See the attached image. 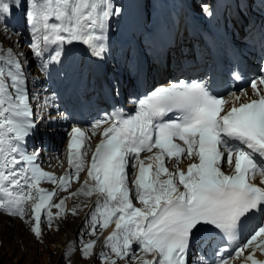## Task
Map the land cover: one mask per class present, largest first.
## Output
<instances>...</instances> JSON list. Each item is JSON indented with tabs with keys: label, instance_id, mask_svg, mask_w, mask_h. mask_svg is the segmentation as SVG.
<instances>
[{
	"label": "snow or ice",
	"instance_id": "1",
	"mask_svg": "<svg viewBox=\"0 0 264 264\" xmlns=\"http://www.w3.org/2000/svg\"><path fill=\"white\" fill-rule=\"evenodd\" d=\"M27 6L35 55H42L48 45L73 41L101 54L96 30L113 14L110 0H27ZM9 11V3L0 0V15ZM59 54L58 48L51 59L57 60ZM258 83L264 85V76L251 81L256 98L237 104L241 96L231 93L232 105L227 109L229 101L210 93L202 83L179 81L158 87L138 100L133 113L116 114L94 149L86 130L73 127L67 145L70 171L57 180L34 163L36 153L26 155L21 150L33 128L28 119L32 111L21 64L9 55L0 64V209L22 217L24 205L32 201V231L39 237L42 210L51 226L50 209H59L55 214L59 216L66 199L52 204L56 189L40 188V182L47 179L66 190L86 168L88 179L77 191L97 195L90 213L93 233L97 226L115 225L105 238L115 258L101 253L105 264L127 257L132 264H186L190 241L205 226L235 240L243 221L264 214V90ZM169 113L179 115L165 119ZM142 152L152 155L141 159ZM184 157L194 161L186 171L179 168ZM165 158L175 159V172L166 167ZM224 164L230 173L222 170ZM129 167L135 170L131 188ZM133 197L142 207L133 204ZM94 244L84 245L85 257ZM249 247L253 254L244 264H264L254 257L256 249L264 252V215L250 238L234 250L236 257ZM220 264L229 260L222 258Z\"/></svg>",
	"mask_w": 264,
	"mask_h": 264
},
{
	"label": "bare ground",
	"instance_id": "2",
	"mask_svg": "<svg viewBox=\"0 0 264 264\" xmlns=\"http://www.w3.org/2000/svg\"><path fill=\"white\" fill-rule=\"evenodd\" d=\"M0 36L2 37L1 40L6 41L8 44L9 41L6 40L5 36L4 35H0ZM20 56L23 57L22 55H20ZM32 78L33 77H31L32 84H33L34 79H32ZM161 83H163V80ZM250 92H251V95H255L254 92H252V91H250ZM228 100L231 101V98L229 97ZM48 106H49L50 110L54 108V106L51 105L50 101H47L45 104L40 102L39 103V111L45 113ZM46 115H48V113ZM53 123L55 124V126L53 127L55 129V131H59V130L65 131V129H64V127H65L64 126V124H65L64 118L60 112L52 114L50 120H48L46 118V121L43 122V127H48L50 125H54ZM102 131H103V128L92 129V132H95V134L98 135V137H99L98 141H100V139H101ZM60 132L63 133L62 131H60ZM46 153H47V160L49 161V163H52L53 165H55L57 167V174L59 176H61L63 173H65L66 172V166L64 164L65 161L62 158H60V154H59L60 152L58 153V151H55L51 148H46ZM146 156L147 155L141 156V159H144ZM191 161H192V159L186 157L185 160L182 161V164H183V166H185L186 163H190ZM46 167H48L47 169H49V168L54 169L52 167V165H50V164H48ZM86 179H88L86 172H82L79 174V180L78 181H80L79 182L80 184H82ZM75 182H77V181H75ZM79 183L77 184L76 187H70V185H68L66 190H62L64 193H66V191L68 192V195L66 197H61V198H66L65 203H64V208L65 207L68 208V212L61 215V219L59 220V222H60L59 224H61L60 231L58 233L54 232V229L59 224H57L53 221V223L51 225V229L53 230V233H48L49 236L46 235L43 237L47 241L53 240V242H54L56 240V245H57L58 249L62 250V252H63L62 257H64V252H66L67 255H69L71 253L70 248L66 247L64 249V247L70 241L71 238L75 237V233L77 231L76 229L79 228L80 224L83 223L84 219L86 221L91 220L90 213L92 211V207H91L92 199L90 198V201H87L85 198H83L82 194L77 191L79 189L78 188V185H80ZM70 193H77V194L76 195H70ZM83 195L85 197H88L84 193H83ZM31 203L32 202H29L28 205L31 206ZM73 209H75L74 212H73ZM28 213H32L31 210ZM21 219L22 218L20 216L19 217H10V216L3 215L2 213H0V239L3 240L5 247H9L8 251L5 248L1 249V253L4 254L3 255L4 257L8 256L10 252L14 256L17 252L16 239L14 238L12 233H14V231H17L19 233L21 230L25 233L27 232V230L25 229V225L20 221ZM12 220L14 221V223L10 224V221H12ZM26 220H27L26 222H28V223H30V221H31V219L29 217H27ZM63 226L67 227L65 229H68V230L63 229ZM114 227H115V225L113 223L108 228H102L101 234L97 236L98 244L96 246L94 245V247L91 250V254L89 256L85 257L83 255V257H81L82 259H80V258L77 259L79 264L86 263L85 260L90 259V258L92 260H91V262H89V264H100L99 258H101V253H110L111 252L108 249V247L105 246V238L113 231ZM83 230H87V228H85V226H84ZM21 238H22V236H21V234H19L17 236V239H21ZM90 241H95V238L90 239L88 242H90ZM100 243H102L103 248H102V246H100ZM33 246H34L33 248H35V255L40 256V253L38 254V251H37L40 246L38 244H36V242L33 243ZM63 249H64V251H63ZM249 250L251 252H253V247H249ZM254 253H260V250L256 249ZM76 257H77V254L74 256V258H76ZM49 263H50V261H48L47 264H49ZM86 264H88V263H86Z\"/></svg>",
	"mask_w": 264,
	"mask_h": 264
},
{
	"label": "rangeland",
	"instance_id": "3",
	"mask_svg": "<svg viewBox=\"0 0 264 264\" xmlns=\"http://www.w3.org/2000/svg\"><path fill=\"white\" fill-rule=\"evenodd\" d=\"M0 35H4L6 40L9 41L7 44L6 41L1 40L2 37L0 36L1 46L3 47L5 45L7 47L6 51H8V52H10L8 50V47H11V48L15 47L16 53L18 52L20 55L23 56L22 58L25 60L26 66L30 69H33L34 62L32 61V59H30L31 55L27 52V49L26 50L24 49L23 44H21L22 41L17 39V37H20V36L11 34L10 32L6 31L4 27H1V25H0ZM11 48H9V49H11ZM0 53H2L1 48H0ZM32 79H34V78H32ZM33 87H36V85L34 83H33ZM56 113H58V112H56ZM60 131H62L63 133L65 132L64 130H59L60 135H61ZM96 138L98 139V135L96 136ZM62 145H64V143H62ZM67 194H68L67 191H66V193H64V196H63V193H58V195H57L58 197L56 196L54 198V201L52 204L59 203L60 199H62L61 197H66ZM30 210H31V206L27 205L26 212H25L26 215L24 214V216L20 220L25 225V229L27 230V232L25 233L21 230L19 233L17 231H14V233H12V235L16 239V247H17V252L14 256L11 254V252L9 253L8 256H6V257L3 256L4 254L1 253V249L5 248L8 251L9 247H5L3 240L0 239V264H47L48 261H50L49 264H79L77 259L78 258L82 259L81 257H83V249H84V245H85L86 241L87 240L89 241L90 239L95 238V244L94 245L96 246L98 244L97 236L100 232L99 230H95L94 233L92 231L91 233H86L83 235L81 233L82 230L80 228H78V229H76L77 231L75 233V237L71 238L70 241L64 247V249L66 247L70 248L71 253L69 255H67V253L64 252V257H62L63 252H62V250L58 249V247L56 245V240L53 242V240L47 241L43 238L46 235L49 236L48 233H53V230L51 229V226H49L48 222H42L40 224L41 235L39 237H37L35 235V233L32 231V226L34 224V220L32 218L31 213H28ZM51 210L53 213V219L51 221V225H52L53 221L55 223L59 224L60 223L59 220L61 219V215L68 212V208L65 207L63 209V211L61 212V214L59 216H56L55 214L60 210L55 208V207H52ZM27 217H29L31 219L30 223L26 222ZM13 223H14L13 220L10 221V224H13ZM65 228H67V227L63 226V229H65ZM60 229H61V224H59L54 229V232L58 233L60 231ZM65 230H68V229H65ZM19 234H21V236H22L21 239H17V236ZM34 242H36V244H38L40 246L39 249L37 250L38 254L40 253V256L35 255V248H33ZM64 249H63V251H64ZM76 254H77V257L74 258V256ZM99 259H100V264H105V261L102 260V258H99ZM91 260L92 259L90 258V259H86L85 261H86V263L89 264V262H91ZM122 261H126V259H123V260L117 259V264H122ZM86 263H82V264H86Z\"/></svg>",
	"mask_w": 264,
	"mask_h": 264
}]
</instances>
